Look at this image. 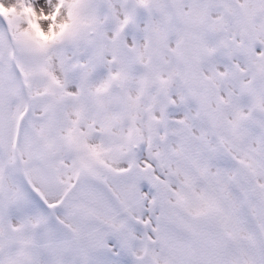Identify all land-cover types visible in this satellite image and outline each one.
<instances>
[{
	"label": "snow or ice",
	"instance_id": "snow-or-ice-1",
	"mask_svg": "<svg viewBox=\"0 0 264 264\" xmlns=\"http://www.w3.org/2000/svg\"><path fill=\"white\" fill-rule=\"evenodd\" d=\"M0 264H264V0H0Z\"/></svg>",
	"mask_w": 264,
	"mask_h": 264
}]
</instances>
